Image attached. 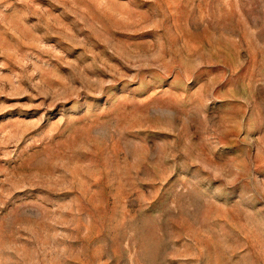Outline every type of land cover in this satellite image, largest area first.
Returning <instances> with one entry per match:
<instances>
[{
	"label": "rangeland",
	"instance_id": "rangeland-1",
	"mask_svg": "<svg viewBox=\"0 0 264 264\" xmlns=\"http://www.w3.org/2000/svg\"><path fill=\"white\" fill-rule=\"evenodd\" d=\"M0 264H264V0H0Z\"/></svg>",
	"mask_w": 264,
	"mask_h": 264
}]
</instances>
